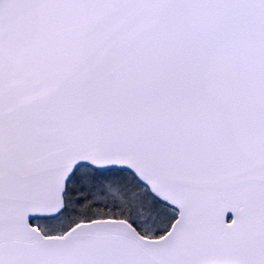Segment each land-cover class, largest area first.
Returning a JSON list of instances; mask_svg holds the SVG:
<instances>
[{"label":"snow or ice","instance_id":"snow-or-ice-1","mask_svg":"<svg viewBox=\"0 0 264 264\" xmlns=\"http://www.w3.org/2000/svg\"><path fill=\"white\" fill-rule=\"evenodd\" d=\"M0 264H264V0H0Z\"/></svg>","mask_w":264,"mask_h":264}]
</instances>
